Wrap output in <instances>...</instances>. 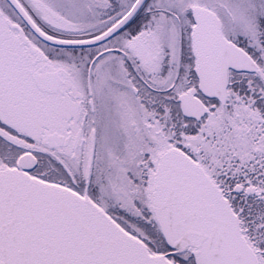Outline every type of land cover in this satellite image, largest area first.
<instances>
[{
  "label": "snow or ice",
  "instance_id": "snow-or-ice-1",
  "mask_svg": "<svg viewBox=\"0 0 264 264\" xmlns=\"http://www.w3.org/2000/svg\"><path fill=\"white\" fill-rule=\"evenodd\" d=\"M0 264H264V0H0Z\"/></svg>",
  "mask_w": 264,
  "mask_h": 264
}]
</instances>
